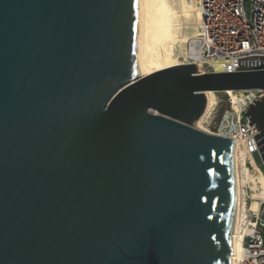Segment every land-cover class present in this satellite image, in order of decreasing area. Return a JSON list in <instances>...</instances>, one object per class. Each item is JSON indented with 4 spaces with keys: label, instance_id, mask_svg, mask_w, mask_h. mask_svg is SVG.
Listing matches in <instances>:
<instances>
[{
    "label": "water",
    "instance_id": "obj_1",
    "mask_svg": "<svg viewBox=\"0 0 264 264\" xmlns=\"http://www.w3.org/2000/svg\"><path fill=\"white\" fill-rule=\"evenodd\" d=\"M151 0H0V264H229L237 143L194 128L238 72L155 68ZM137 22H139L137 24ZM264 161V97L247 111Z\"/></svg>",
    "mask_w": 264,
    "mask_h": 264
},
{
    "label": "built area",
    "instance_id": "obj_2",
    "mask_svg": "<svg viewBox=\"0 0 264 264\" xmlns=\"http://www.w3.org/2000/svg\"><path fill=\"white\" fill-rule=\"evenodd\" d=\"M197 4L201 18L182 63L199 66V73L238 72L242 66L251 68L261 63L264 0H197ZM222 92L227 108L211 133L238 140L244 155L245 214L237 239V264H264V186L260 180L264 173L255 160V154L262 159L256 138L259 131L246 114L251 105L263 99L264 90ZM248 174L255 180H248ZM253 202L258 204L256 209L251 206Z\"/></svg>",
    "mask_w": 264,
    "mask_h": 264
},
{
    "label": "bare ground",
    "instance_id": "obj_3",
    "mask_svg": "<svg viewBox=\"0 0 264 264\" xmlns=\"http://www.w3.org/2000/svg\"><path fill=\"white\" fill-rule=\"evenodd\" d=\"M180 2L181 0L179 1V3ZM180 4H178L181 6L180 10H178L179 8L177 9L169 0H151V15H152L151 16V48L155 61V68L135 78H141L143 76H146L163 68H167L169 66L182 64L180 63L181 61L179 62L173 58V50L175 49L174 44L179 38L178 30H180L179 29L181 25L180 21L182 18L190 19L191 17L193 18L194 16L197 22L199 23V20L201 18V12L199 10L197 0H182ZM198 23L196 24L198 25ZM190 25L192 26L191 23ZM194 33L196 35L197 28ZM196 67H197V71L200 72L199 66ZM215 93L216 91H206V96H207L206 110L202 115H200L199 117L195 118L192 121V126L194 128H197L209 134L212 133L207 127L204 126L203 121L205 120V118L213 108V105L215 103V96H214ZM234 140L237 143V160H236L237 171H236L235 200H234V224H233L232 233H230V235H232L233 237V248H232V253L228 254V257H230L229 264H237L238 262L239 247H238L237 239L239 236L241 223L244 219V214H245L244 211L245 201L243 198V185L245 178L242 173V168H243L242 163H243L244 155L240 147V142L236 139ZM251 206L253 209H256L258 207V204L256 202H253Z\"/></svg>",
    "mask_w": 264,
    "mask_h": 264
},
{
    "label": "rangeland",
    "instance_id": "obj_4",
    "mask_svg": "<svg viewBox=\"0 0 264 264\" xmlns=\"http://www.w3.org/2000/svg\"><path fill=\"white\" fill-rule=\"evenodd\" d=\"M169 1L177 9L179 8L178 10H180V7H181L180 3L182 2V0H181L180 3H179L180 0H169ZM178 4H180V5H178ZM195 20H196V18L193 16V18L191 17L190 19H183L182 18L181 21H180L181 25H180L179 29L181 30V32H180V30H178L179 38L176 41V43L174 44V48L175 49L173 50V58L175 60L179 61V62L181 61L180 63H182L184 61V55H185L186 49L188 48V42H190V40L195 37L194 36L195 35L194 32H195V30H196V28L198 26L196 24L198 22H197V20L196 21ZM188 23H189V25H188ZM190 23L192 24V26L190 25ZM182 26H183V28H182ZM215 94H214V96H215V103L216 104L214 103L213 108L211 109V111L209 112V114L207 115L205 120L203 121L204 126L207 127L211 132H213L216 129L218 121H219L221 115L224 113V111L227 108V104H226V101H225L226 95L224 94V92L218 91ZM255 160H256V163L259 165L260 169L264 173V163H263L262 159L259 157V155L255 154ZM252 178H253V180H255V177L250 176V174H248V180H252ZM260 180H261V183L263 185L264 178H262V176L260 177Z\"/></svg>",
    "mask_w": 264,
    "mask_h": 264
},
{
    "label": "snow or ice",
    "instance_id": "obj_5",
    "mask_svg": "<svg viewBox=\"0 0 264 264\" xmlns=\"http://www.w3.org/2000/svg\"><path fill=\"white\" fill-rule=\"evenodd\" d=\"M139 3H140V0H136V4H137V7L139 6ZM139 22H137L138 24ZM139 264H140V261H139Z\"/></svg>",
    "mask_w": 264,
    "mask_h": 264
}]
</instances>
